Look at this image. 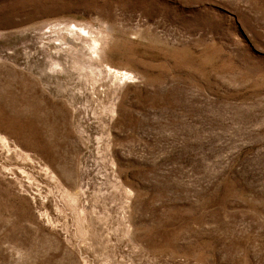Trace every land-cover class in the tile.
I'll list each match as a JSON object with an SVG mask.
<instances>
[{"label": "rangeland", "instance_id": "obj_1", "mask_svg": "<svg viewBox=\"0 0 264 264\" xmlns=\"http://www.w3.org/2000/svg\"><path fill=\"white\" fill-rule=\"evenodd\" d=\"M0 264H264V0H0Z\"/></svg>", "mask_w": 264, "mask_h": 264}]
</instances>
